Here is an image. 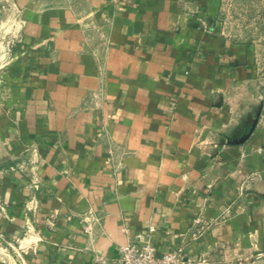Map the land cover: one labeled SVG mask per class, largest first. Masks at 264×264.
Instances as JSON below:
<instances>
[{"label": "crops", "instance_id": "0c3cea01", "mask_svg": "<svg viewBox=\"0 0 264 264\" xmlns=\"http://www.w3.org/2000/svg\"><path fill=\"white\" fill-rule=\"evenodd\" d=\"M220 1L11 0L0 264H121L140 238L264 264V76Z\"/></svg>", "mask_w": 264, "mask_h": 264}, {"label": "rangeland", "instance_id": "374dc122", "mask_svg": "<svg viewBox=\"0 0 264 264\" xmlns=\"http://www.w3.org/2000/svg\"><path fill=\"white\" fill-rule=\"evenodd\" d=\"M10 3L0 0V66L5 52L14 48L19 31ZM216 20L218 29L227 36L253 45L264 76V0H221Z\"/></svg>", "mask_w": 264, "mask_h": 264}, {"label": "built area", "instance_id": "2783aa9c", "mask_svg": "<svg viewBox=\"0 0 264 264\" xmlns=\"http://www.w3.org/2000/svg\"><path fill=\"white\" fill-rule=\"evenodd\" d=\"M117 252L121 264H211L204 259L198 261L185 259L178 250L158 253L148 238L130 240L119 246ZM97 260L100 264L108 263L101 256Z\"/></svg>", "mask_w": 264, "mask_h": 264}]
</instances>
